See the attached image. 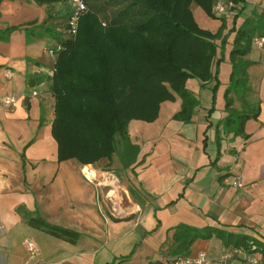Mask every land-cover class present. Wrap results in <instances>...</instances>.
I'll list each match as a JSON object with an SVG mask.
<instances>
[{
	"label": "crops",
	"instance_id": "obj_1",
	"mask_svg": "<svg viewBox=\"0 0 264 264\" xmlns=\"http://www.w3.org/2000/svg\"><path fill=\"white\" fill-rule=\"evenodd\" d=\"M242 5L241 19L260 12L264 0H240ZM48 8L60 31L58 2L0 1V31L13 26L0 32V97H16L11 108L0 103V264H165L177 238L193 232L179 224L224 230V237H197L189 255L218 258L231 247L223 239L236 233L264 244V44L251 43L246 54L254 98L247 106L258 103L259 109L237 132L218 124L227 113L224 92L213 91V80L201 86L188 78L198 99L189 121L174 117L181 105L176 95L161 102L154 120L128 122L138 145L131 165L124 167L116 153L93 163L58 160L48 49L56 41L25 30L40 25ZM191 8L199 25L221 23V16H209L198 4ZM234 13L222 15L226 23ZM233 96V109L246 110ZM238 174L242 186L226 182ZM36 215L76 231L75 240L34 225L29 219ZM26 239L34 244L33 256ZM234 254L231 264H246L242 252Z\"/></svg>",
	"mask_w": 264,
	"mask_h": 264
},
{
	"label": "trees",
	"instance_id": "obj_2",
	"mask_svg": "<svg viewBox=\"0 0 264 264\" xmlns=\"http://www.w3.org/2000/svg\"><path fill=\"white\" fill-rule=\"evenodd\" d=\"M33 1L47 6L58 2L61 6L60 31L51 23L50 19L57 16L49 8L38 29L25 26L29 37L50 35L56 41L48 49L54 56L49 90L54 97L51 132L57 142L58 160L76 158L82 163H93L116 153L124 167L131 165L138 145L129 137L128 122L154 120L161 102L173 100L176 95L181 98V105L174 117L189 121L198 99L186 81L196 77L205 85L213 80L211 88L215 90L217 66L225 58L231 30H235V35L228 53L231 69L224 90L227 113L218 124L224 130L237 132L246 118L258 112V103H249L250 110L237 111L232 104L233 95L245 98L249 93L247 67L252 60L246 54L252 37L264 34V6L236 27L242 5L230 19V29L224 31L227 23L221 16V25L212 32L199 25L191 4H198L209 16L217 17L213 12L215 0H85L87 8L78 17L76 32L71 33V0ZM12 27L0 32L8 33ZM29 220L70 240L77 235L39 215ZM178 226L193 232L177 238L168 250L172 258L188 254L197 237H210L213 233L224 237V230L213 226ZM228 237L223 239L225 245L264 257V244L257 239L243 233H236L233 239Z\"/></svg>",
	"mask_w": 264,
	"mask_h": 264
},
{
	"label": "built area",
	"instance_id": "obj_3",
	"mask_svg": "<svg viewBox=\"0 0 264 264\" xmlns=\"http://www.w3.org/2000/svg\"><path fill=\"white\" fill-rule=\"evenodd\" d=\"M240 0H215L213 5V12L216 15L222 16L228 13H234L239 7ZM72 8L69 17V29L71 33H75L77 29V20L84 10L87 8L85 0H71ZM252 43L257 46L264 44V34H255L252 37ZM35 92V91H34ZM16 97L12 94L0 97V103L7 108L13 107ZM226 182L235 187L243 185L242 176L240 174L225 178ZM24 245L30 252V256L34 255L35 248L33 242L24 240ZM235 251L243 253V259L246 264H264V257L258 253L247 252L242 247H226L221 256L218 258H209L204 252H199L196 255H178L169 259L165 264H231L230 259L234 257ZM149 264H157L156 262H149Z\"/></svg>",
	"mask_w": 264,
	"mask_h": 264
},
{
	"label": "rangeland",
	"instance_id": "obj_4",
	"mask_svg": "<svg viewBox=\"0 0 264 264\" xmlns=\"http://www.w3.org/2000/svg\"><path fill=\"white\" fill-rule=\"evenodd\" d=\"M203 9V8H202ZM204 10V9H203ZM204 12H205V10H204ZM193 13H195L196 14V10H194L193 11ZM244 15V11L241 13V15L240 16H243ZM239 16V17H240ZM239 17H238V19H239ZM246 17H243L242 19H241V17H240V19L238 20H236V24H235V26L236 27H238V26H240L242 23H243V21H244V19H245ZM221 25V23L219 24V25H214V24H212V26H201V27H203V28H206V29H209V30H211L212 32H215L218 28H219V26ZM231 26H232V23L231 22H227V25H226V28H225V32L228 30V29H230L231 28ZM231 33H230V35H229V37H228V40H227V42H226V44H225V58H223L222 59V61H220V63L218 64V66H217V68H218V85L216 86V88H215V90H213L215 93H217L218 92V96H219V94H221L220 92H224V90H225V87H226V85H224V82L227 80L228 81V78H229V72H230V69H231V64H230V62H229V58H228V53H229V50H230V47H231V42H232V40H233V38H234V35H235V30H231L230 31ZM189 78H192V79H195L198 83H199V85H201V86H203L202 84H201V82H200V80H198L196 77H189ZM191 90V89H190ZM250 96H247V97H242V96H237L236 97V99L238 100V103H237V106H239L240 108L242 107V108H245V107H247L246 108V110L247 109H250V108H248V106H247V101H250L251 99H254L253 98V94H252V92H250L249 91V93H248ZM216 95V94H215ZM252 95V96H251ZM246 103V104H245Z\"/></svg>",
	"mask_w": 264,
	"mask_h": 264
}]
</instances>
